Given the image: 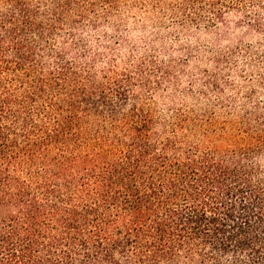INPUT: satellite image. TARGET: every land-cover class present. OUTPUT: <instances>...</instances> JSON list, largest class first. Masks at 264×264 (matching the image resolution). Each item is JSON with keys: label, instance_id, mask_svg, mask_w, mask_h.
<instances>
[{"label": "trees", "instance_id": "obj_1", "mask_svg": "<svg viewBox=\"0 0 264 264\" xmlns=\"http://www.w3.org/2000/svg\"><path fill=\"white\" fill-rule=\"evenodd\" d=\"M120 2L0 0V264H264V121L178 114L153 139L129 73L44 71L33 33Z\"/></svg>", "mask_w": 264, "mask_h": 264}, {"label": "clouds", "instance_id": "obj_2", "mask_svg": "<svg viewBox=\"0 0 264 264\" xmlns=\"http://www.w3.org/2000/svg\"><path fill=\"white\" fill-rule=\"evenodd\" d=\"M37 12L47 23L52 5ZM68 15L50 33L32 35L44 71L67 63L100 83L129 73L125 110H150L153 139L166 137L178 114L264 121V0H121ZM244 163L264 177V152Z\"/></svg>", "mask_w": 264, "mask_h": 264}]
</instances>
